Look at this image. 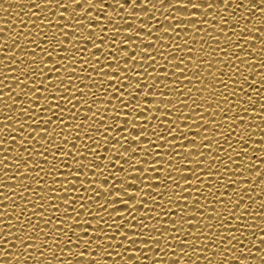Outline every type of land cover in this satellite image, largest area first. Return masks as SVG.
I'll return each mask as SVG.
<instances>
[{
	"label": "snow or ice",
	"instance_id": "6c2138e0",
	"mask_svg": "<svg viewBox=\"0 0 264 264\" xmlns=\"http://www.w3.org/2000/svg\"><path fill=\"white\" fill-rule=\"evenodd\" d=\"M114 3L118 8H126L133 17L141 15L134 13L132 11L134 8H142L145 5L156 7V5L151 4V0H142L139 4L137 0H114ZM230 3L232 0H208L206 3H192L191 0H171L165 5V0H158V4L165 11L180 6L200 9L205 14L208 13L209 9L227 8ZM75 5H82V7L77 10ZM33 6L41 9L39 12L31 11L32 16L40 18L39 22L30 19L31 23H28V27L25 28L29 35H24L19 43L13 41L16 48L31 49V51L20 52L18 58L22 63L15 69L6 63V61H11V64H17V60L13 59L17 56L15 51L5 54L4 58L0 59V77H3L0 79V92L5 87H11V84L6 85L4 83L5 80H10L17 82L16 88H19V91H16V88L12 91H15L18 96L27 97L26 100L18 101L12 97V91L3 93L0 95V101H4L3 106H0V113L12 110V105L17 104L21 107L15 112V117H29L26 121H19V127H12L11 124L7 123V121H14V116L5 114L0 117V125H4L0 128V136L5 131H10L21 137L18 140V147L14 149L5 145L11 141H16V136H8L7 139L0 138V156H2L0 158V173H3V178H0V188L7 187L3 182L4 179H7L14 181L18 188L23 189L20 193L21 196L28 193V200L22 205L20 204L17 210L22 212L28 204H31L29 213L36 222L29 223L28 219L25 218L15 233L5 232V228L9 227L12 221L4 224V227H0V245L6 244L5 248L0 249V257L11 255L8 248L12 247V243L7 240V237L11 236L18 247L24 246L25 240L38 239L40 241L37 244L27 245L25 252H27L28 247L42 248L44 245H49V249H45L49 251L52 245L59 247L64 243L75 244L74 251L62 249L60 254L80 257L81 259L76 264H100L101 259L112 255L108 249L115 248L117 245L121 246L117 254L122 256L125 264H129V262L137 264L140 253L136 246L141 249L160 248L161 243L164 248H169L173 252L178 251L181 254L177 258V264H180L181 259L189 256L195 258L187 260L188 264H197V261L201 259L197 253L202 252L203 249L193 248L189 252L186 251V248L195 244H203L205 240H211L216 233L208 235L202 233L199 228H197L196 233H193L188 226L200 224L201 220L197 217H203L205 211L212 221L211 226H216V221L219 220V227L224 229V233H221L217 238L219 242L232 245V241L236 240L237 245L241 243L236 232L239 231L241 235L247 236L248 233L242 229L254 227V225L244 223L245 213L243 209H247L249 204L240 205V200L233 199L228 190L231 189V192L235 194L242 189L253 188L251 184H242L240 188L235 187V185L238 180L245 179L243 173L246 168L252 169L254 167L252 164L240 166L243 160L250 159V157L243 156L249 152V148L244 147V144L251 143L253 147V142L248 139L251 136L249 131L251 125L246 121H250L252 117H259L260 120H264V103L256 104V99H253V93L260 98L261 90H264V79L257 83L256 79H249V76L245 75V72L256 71L254 68L248 67L250 63L258 64L260 69H264V45L258 46V51L257 47L249 45V41L254 42L257 37L255 35L243 36L247 26L239 25L238 18L232 16L233 22L237 23V28L233 29V35L228 36L225 40L224 44L227 47H221L219 36L211 37L212 42L220 49L219 52L212 48L210 52L205 51L204 44H201L200 51L204 57L218 55L220 59L216 60L215 71L207 72L208 76L214 77L212 81L205 83L202 74L195 76L196 81H200V84L204 85V88L195 85L199 93L198 99L202 103L197 104L195 100H192V106L187 107V109H189L188 113L193 112V107L200 109V111L194 113L195 118L186 124L185 128H181L180 124L189 119L188 113L180 115L179 105L187 106L189 104V101L180 98L182 81L194 82L191 76L183 75L186 66L191 63L190 71H196L202 65L205 69L212 67V60H201V55L197 56L193 47H188L194 43L193 35L195 33H207V28L201 29L198 25L199 23L207 25L209 21L203 20L199 12L188 13L186 16L177 15L175 19L189 21H192L193 17H199V19L196 22L183 25L184 28L191 29L190 32L186 33L188 39L180 42H166L164 34H177V29L181 28V24L165 26L157 20L156 24L137 23L133 27L130 22L126 21L129 26L116 27L117 24L121 23V21L114 19L117 13L106 10L105 4L97 2V0H64V2L61 0H40V3H35ZM93 7L106 14L100 16L96 15L95 12H89L88 9ZM236 7L243 8L245 14L256 9L262 14L260 17H264V0H245L244 5L236 4ZM53 8H62L64 11L53 13ZM45 10L49 15H53V19L44 18ZM143 14L148 15L147 13ZM73 15L85 18L74 20ZM228 15L231 16V13ZM260 17L256 19L259 24L264 25V19H260ZM164 19L171 20L173 17L166 16ZM227 23L228 21L223 17H219V23L211 25V27L214 31L224 33V29L220 25ZM157 24H159V28L153 36L151 33ZM138 29H146L147 31L142 32ZM0 31L3 30L0 29ZM251 31L258 33L260 37H264V31H260L259 28L251 27ZM19 35H17V39H19ZM105 35L109 39L106 40ZM208 35L211 36L210 33ZM113 36L117 39H111ZM145 36L148 38L147 41L144 39ZM200 39L203 40V36ZM241 39H243L242 43H234V41ZM230 41L232 43H229ZM89 45H91V49ZM125 45L127 47H124ZM246 45L251 47L252 52L258 53L260 58L252 57L245 60V57L251 56L250 52L242 51ZM97 50L99 51L97 52ZM3 52L4 48L0 46V53ZM98 53L100 55H97ZM181 53H188L189 55L184 56ZM242 53L244 55H241ZM158 56L159 60L157 59ZM165 60L168 61V64L160 63ZM137 61L141 63H137ZM230 61H243V63L233 68L229 64ZM169 64H171V68L168 67ZM58 65L59 67H57ZM69 65H76V67H69ZM241 65L244 67L242 68ZM160 67H164L166 70L160 72L157 70ZM150 68L151 71H149ZM88 69H92V71H88ZM13 72L17 74L12 76L11 73ZM50 73H56V75H50ZM93 73L96 75L93 76ZM226 75L234 77V79L228 78L226 80ZM256 75L264 77V71L256 72ZM168 77H172V79H166ZM246 82L248 88L251 89L249 91L251 95L244 93ZM21 84L25 87H20ZM81 84L85 86L81 87ZM161 84L170 91L165 93L153 90L159 88ZM254 85L256 87H253ZM85 89L91 93V102L87 99L88 92ZM205 89H208L209 94L213 97L212 102H209L204 95ZM225 92L228 95H225ZM78 93L79 95H77ZM189 93H192L191 88L183 90L184 97H187ZM5 96L12 97L11 104L4 100ZM229 96L233 99L229 100ZM237 97H243V99ZM25 103L27 107H22ZM94 104L97 105L96 108H93L92 105ZM205 105H211V107H205ZM252 105H256V107H252ZM78 106L87 109V113L82 118ZM234 108L238 110L234 112ZM65 109H67V116H65ZM158 109L163 110L157 111ZM241 111L250 112L251 116L239 115ZM121 112L124 113L123 117ZM218 112L222 114L219 120L215 119ZM150 113H154L151 119H149ZM204 113H208L207 122H205ZM153 117L164 119H157L158 123L152 125L155 140L149 139L145 142L142 138L149 135L147 131L142 129L148 127L146 122L152 120ZM122 119L123 124H121ZM137 121L142 123H137ZM201 122L208 127L202 128ZM25 124H28L27 136L24 135L25 132L20 131ZM161 125H167L171 129L167 135L161 134L164 132ZM173 125L176 127L173 128ZM193 125L195 129H203V133L206 134L202 135L201 131L197 130L190 137L189 132L193 129ZM233 125L237 127L234 129ZM57 129H59L58 132ZM216 129L220 130L216 131ZM238 129L239 131H237ZM66 130L68 134H65ZM233 132L239 133L236 137L235 147L230 142ZM69 135L72 136L71 140L68 139ZM57 136H59V141H57ZM195 136H201V140L197 142ZM30 140L35 141L39 147H27ZM112 140L119 142L113 143ZM130 140L136 143L130 144ZM52 141L57 142L53 143ZM186 141L188 143H185ZM205 141L208 143H204ZM261 141H264V138ZM69 144H71V149L68 148ZM224 144L227 147H224ZM258 145L254 148L260 149L259 152L264 151ZM19 146H24L25 150L19 151ZM164 146H166V155L164 154ZM109 148L110 150H108ZM176 148H181L182 151L176 152L175 155L171 154ZM200 148L205 149V151H195ZM229 148L232 149L231 152H228ZM101 149H105L107 153L111 154V157L108 154L102 156ZM8 151L13 153L11 164H5V160H8L9 157L3 156V153ZM221 151L228 159L221 158ZM213 152H216L217 155H212ZM58 153H63V155H57ZM49 156L52 157L51 160L48 159ZM177 156L180 157L179 160H177ZM236 156H243V160H234L233 157ZM30 157L32 159H29ZM69 157L71 158L69 159ZM121 161L123 163L120 164L119 170H115ZM169 161L173 163H169ZM230 161L236 165L232 169L233 175L236 172L241 173V175L236 179L229 178L222 183H217L221 180L222 174L229 172L230 167H223L220 171H215V169L221 164L229 166ZM73 163L75 168H73ZM146 165L147 167H145ZM177 165H188V167ZM13 166L15 169H19L15 176L10 175V172L14 170ZM5 168L9 169V172H5ZM128 169H131V172ZM88 173L91 175L89 176ZM249 175L253 180L261 178L260 184H264V171L257 170L254 173H249ZM42 176L51 178V184L48 183V179H37V177ZM82 176L85 179H81ZM181 181L184 183L181 184ZM134 184L141 186L137 189L139 194L128 191L135 189L131 187ZM28 185H35L36 187H28ZM170 186L171 192H169ZM213 188L216 189L215 192L212 191ZM221 188L225 191L222 192ZM8 191L15 194L17 188L8 187ZM88 192L93 195L89 196ZM150 192H154L155 195L150 196ZM201 192L206 198L215 193L211 200L205 199V203L209 205L207 209L205 203L199 202ZM68 193H72V195H66ZM186 193L187 195H185ZM193 193L197 195H193ZM101 196L104 197L102 202L97 199ZM177 196L180 199L174 200V197ZM193 196V202L189 207L187 197ZM0 197H3V200H0V205H3L4 200L11 201L13 199L5 192H0ZM166 198L167 203H165ZM85 200L95 203L86 205L83 203ZM146 200L152 201V207L148 206ZM41 201L43 202L41 203ZM180 201L185 203L181 204ZM261 201L259 206L264 208V200ZM173 203L180 205L175 211L172 210ZM93 205L97 209L95 212L92 211ZM217 205H219V210H216ZM238 205L241 207V214L235 215L231 209ZM142 207L148 208L149 211L140 215ZM10 208H16V205L9 204L3 212H0V217L7 216ZM37 208L40 211H37ZM194 209H199V211ZM225 211H227V215H223ZM256 215L264 217V212ZM53 217L59 218L55 219L53 223ZM141 217L146 219L165 217L167 219H154L150 225H145ZM252 218L255 219L254 216ZM14 219L20 220V216L15 215ZM132 220L136 223H131ZM225 220H234L237 224L225 225ZM93 221H96L95 225L92 223ZM40 223L46 227L40 228ZM185 225H187L186 229ZM260 225L261 234L250 242L260 249V256L264 260V224L260 223ZM25 227L28 231H21ZM145 228L155 229L156 234L152 235L150 232L144 231ZM77 229L80 231L77 232ZM229 229L234 230L229 231ZM40 232L48 235L50 239H43L39 235ZM69 232L75 236V240L68 235ZM177 232L182 233V235H177ZM18 235L23 236L24 239L17 240L16 236ZM225 235L232 239L225 241ZM169 240L172 241V244H180L181 247L178 250L172 248ZM129 250L132 259L123 255ZM238 250L250 251V249ZM93 251L97 254L92 255ZM213 251L220 252L219 257L215 260V264H220L224 258L223 251L217 247H214ZM228 251L231 252V249ZM85 257L88 259H84ZM13 259L19 260L21 258L17 256ZM152 259L156 261L155 256ZM232 261H235V264H242V261H249V258L242 259L235 252H232L226 264H231ZM0 264H11V262L0 259ZM57 264H62V262L58 261ZM67 264H71V261H68ZM156 264L159 262L156 261ZM209 264L212 262L209 261Z\"/></svg>",
	"mask_w": 264,
	"mask_h": 264
},
{
	"label": "bare ground",
	"instance_id": "6f19581e",
	"mask_svg": "<svg viewBox=\"0 0 264 264\" xmlns=\"http://www.w3.org/2000/svg\"><path fill=\"white\" fill-rule=\"evenodd\" d=\"M61 2H64V0H61ZM97 2H103L105 4L106 10H110V11H114L117 13V15L115 16V20H119L121 21L120 24H117L116 27H126L129 26L127 22L131 23V26H135V24L137 23H141V24H156V21L159 20L161 23H163L165 26H172L175 24H181V28L177 29V34H173V33H167L164 34L166 37H164V40L166 42H170V41H174V42H180L182 40H186L188 39V35L186 34L187 32H190L191 29L190 28H184L183 25H187L190 24L192 22H196L199 17H193L192 21L186 20V19H175V17L177 15H187L188 13H192V12H199L200 13V17L203 18V20L209 21V24H204V23H199V27L201 29L207 28V33L204 32H200V33H195L193 35V40L194 43L191 45H188V47H193V51L196 53L197 56L201 55V60H212V67L210 69H205L203 67V65L201 66L200 69H197L196 71H190V69L192 68L191 63H189L186 66L185 69V73L183 75L185 76H191V79L194 81L192 83H190L188 80H183V77H181L182 81V89H181V94H180V98L189 101V104L187 106L185 105H179L180 108V115H183L184 113H188L189 109H187V107H191V101L195 100L197 104L202 103L199 99V93L197 91V88L195 87V85L197 84V86L204 88L203 84H200V81H196V77L195 76H199L202 74V77H204L205 83H209L210 81H212L214 79V77L208 76L207 72H211V71H215L216 68V60L220 59V56H212V57H204L200 51L201 49V44H204V50L205 51H211L212 49H215L216 52H219V48L212 42L211 37H216L219 36L220 37V45L221 47H227L226 44H224L225 40H227L228 36L233 35V29L237 28V23L233 22L232 20V16H235L238 18V24L239 25H244L247 26L245 27V30L243 32V36H247V35H255L257 37L256 41H249V45H251V47H257V51H258V46L260 45H264V37H260L258 35V33L252 32L251 31V27H256L259 28L260 31H264V25L259 24V21L256 19L257 17L262 16V14L257 11L256 9H252L250 12L248 13H244L243 8L241 7H236V4H240V5H244L245 4V0H232V3H230L229 7L224 8V9H209L208 13L205 14L202 10L200 9H194L191 7H180V6H175L174 8L165 11V9L163 7H161L158 4V0H151V4L156 5V7H151L149 5H145L142 8H134L132 11L134 13H140L141 15H137L135 17L132 16L131 13H129L127 11L126 8H118L116 6V4L114 3V0H97ZM142 0H137V3H141ZM171 0H165V5H167L168 3H170ZM192 3H196V2H201V3H206L208 2V0H191ZM35 3H40V0H0V29H2L3 31H0V46H3L4 48V52L0 53V59H3L5 54L10 53L12 51H15L17 53V56L13 57V59L17 60V64H11V61H6V63H8L11 68L15 69L17 68L18 65H20L22 62L19 60V54L22 51H31V49H18L15 47L13 41L15 40L16 43H19L20 40L23 38L24 35H29V32L25 31V28L28 27V23L30 24L31 22L29 21L30 19L32 20H37V22H39L38 17L32 16L31 11L32 12H39L41 11V9L35 8L33 5ZM77 10H79L82 5H75L74 6ZM56 11H64V9L60 8V9H56L53 8L52 12L55 13ZM69 11H71V9H69ZM89 12H95L96 15H100V16H104L106 13L102 12L96 8H89L88 9ZM143 13H147L148 15L145 16ZM183 13V14H181ZM228 13H231V16L228 15ZM199 15V14H197ZM173 17V19L171 20H166L164 19L165 17ZM216 17L215 19L213 17ZM219 17H223L226 21H228V23L225 24H221L220 27L224 29V33H220L218 31H214L213 28L211 27V25H216L219 23ZM44 18H47L49 20L53 19V15H49L47 10H45V15ZM85 17H76L75 15H73V19H82ZM260 19H264V17H260ZM96 23V22H94ZM107 28V25L105 26ZM188 27H191V25H188ZM157 28H159V24H157V27L153 29L151 35L155 36L156 30ZM138 31H142V32H146V29H138ZM211 34V36H209L208 34ZM19 35V39H17V35ZM162 34V32H161ZM142 36L144 34H141ZM203 36V40L200 39V37ZM105 39H109V37L107 35H105ZM111 39H117V37L113 36L111 37ZM145 41H147V37H144ZM243 39L239 40V41H234V43L239 44L242 43ZM161 43H164L163 41H161ZM189 43H191V41H189ZM229 43H232V41H230ZM124 47H127L126 45ZM251 47H249L248 45L245 46V48L242 50L244 52H250L251 56L250 57H245V60L251 59L252 57H257L260 58L258 56V53L256 52H252L251 51ZM89 48L91 49V45H89ZM99 50H97L98 52ZM91 53L89 52V55ZM167 55V53H165ZM97 55H100L99 53ZM181 55L187 56L189 55L188 53H181ZM222 55V54H221ZM241 55H244L243 53ZM183 58V57H181ZM157 59L159 60V56L157 57ZM170 59V58H169ZM193 59L195 60V55L193 54ZM29 63H31V61H29ZM137 63H141L139 61H137ZM160 63H164V64H168V61L165 60L164 62L161 61ZM173 63H175V61H173ZM241 63H243V61L240 62H236V61H230L229 64L230 66H232L233 68L238 67ZM181 67H185L184 65H180ZM59 67V65L57 66ZM69 67H76V65H69ZM169 68H171V64L168 65ZM241 67L243 68L244 65H241ZM249 68H254L256 71L252 72V73H247L245 72V75L249 76V79H256V82L259 83L261 81V79H264V77L261 76H257L256 72L259 71H264V69H260L258 64H253L250 63L248 64ZM47 71V69H45ZM152 69L150 68L149 71H151ZM160 72L165 71L166 69L164 67H160L159 69H157ZM88 71H92V69H88ZM140 71H143V69H140ZM241 71H244V69H241ZM17 73L13 72L11 73L12 76H15ZM50 75H56V73H50ZM79 75V74H78ZM93 76H95L96 74L93 73ZM217 75H219V73H217ZM228 78H232L234 79V77H228L227 75L225 76V79L227 80ZM0 79H3V77H0ZM166 79H172V77H168ZM6 85L7 84H11V87H5L3 88L2 92H0V95H2L3 93L12 91V89H15L17 87V82L14 81H10V80H5L4 82ZM77 83H79V81H77ZM169 83H172L171 81H169ZM231 83V81H230ZM20 87H25V85H19ZM81 87H84V84L80 85ZM210 86V85H209ZM253 87H256L255 85ZM186 88H191L192 89V93H189V95L187 97L183 96V90H186ZM154 91H163L165 93H167L168 91H170V89L165 88L163 86V84L160 85L159 88H154ZM223 91V89H221ZM16 91H19V88H16ZM86 92H88L87 89H85ZM251 89L248 88L247 82L244 85V93L245 95H251ZM79 95V93L77 94ZM204 95L208 98L209 102L213 101V97L209 94V90L205 89L204 90ZM225 95H228L227 92H225ZM12 97H14L16 100H26L27 97L24 96H18L16 95L15 91H12ZM12 97H4V100L7 101L8 104H11V100ZM238 99H243V97H237ZM87 99L89 100V102H91V93L88 92V96ZM141 99H143V97H141ZM233 97L229 96V100H232ZM253 99H256V104L259 103H264V90H261V94H260V98L256 97V94L253 93ZM43 102V101H42ZM4 101H0V106H3ZM34 106V105H33ZM93 108H96L97 105H92ZM208 107H211V105H207ZM205 105V107H207ZM21 107V105H17V104H13L12 105V110L6 111V113H0V117H2L3 115H8V116H14L15 117V112ZM22 107H27V104L25 103L24 105H22ZM169 107H171V105H169ZM235 107V105H234ZM252 107H256V105H252ZM163 109H158L157 111H162ZM238 109L234 108L233 111H237ZM78 111L81 114V118L84 114L87 113V109L83 106H78ZM200 111V109H197L195 107H193V112L192 113H188V120L183 121L180 124L181 128H185L186 124H188L192 119H194V113ZM154 115V113H150L149 114V119H151V116ZM205 115V122H207L208 120V113H204ZM221 115L219 112L217 113V116L215 117V119H220ZM239 115H245V116H251V113H245L243 111H241L239 113ZM65 116H67V109H65ZM121 116H124V113L121 112ZM29 117L27 116H19V117H15L14 121H7V123L11 124L12 127H19V121L21 120H28ZM55 119V117H54ZM129 119H131V117H129ZM140 119H144V118H140ZM157 119H164V118H157V117H153L152 120L147 121L146 123L148 124L147 128H144L142 130L147 131L148 132V137H143L142 139L147 142L149 139L151 140H155V134L153 133V129H152V125H154L157 122ZM246 119H248V117H246ZM111 122V121H110ZM137 123H142L137 121ZM169 123H171V121H169ZM246 123H249L251 125L249 131L251 132V136L248 138L251 142H253V147L251 143H245L244 147L249 148V152L243 154V156L246 157H250V159L247 160H243V156H236L233 157L234 160H243V163L240 165L241 167L244 166V164H252L254 165V167L252 169H245V172L243 173L245 179L242 181L237 182V184L235 185V187L240 188L242 184H251L253 185L252 189H242L239 193H235L233 194L231 192V189L228 190L229 195L233 196V199H239L240 200V205H243L244 203H248L249 207L247 209H243V212L245 213L244 216V223L248 224V225H254V227H246L244 229H242V231L247 232L248 235H241L240 232H236V235L239 236V240L241 241V243H239L237 245V241L233 240L232 241V245H226L225 243H221L218 241V237L221 233H224V229L219 227L220 221L217 220L216 221V226H211L212 221L208 218V213L207 211H205L204 216L203 217H197V219H200V224L198 225H189L188 227L192 229L193 233H196L198 230L197 228H199L201 230L202 233H207L208 235H211L212 233H216L215 236L212 237L211 240H205V242L203 244H195V245H191L188 248H186V251L191 252L193 248H202L203 251L200 253H197V255H199L201 257L200 260L197 261V264H209V261L212 262V264H215V260L219 257L220 252L219 251H213L214 247L219 248L220 250L223 251V255L224 258L220 261V264H226V261H228V257L231 255L232 252H235L237 255H239L242 259L247 257L249 258V261H242V264H264V260H262L261 258V254H260V249H258L256 246H254L250 241L256 239L260 234H261V224H264V217L256 215L257 213L260 212H264V208H261L259 206V204L262 202L261 200H264V191H261V189H264V184H260V180L261 178H256L255 180H253L255 178L254 174H253V179L251 177V175H249V173H254L257 170L260 171H264V151H260V149L258 148H254L257 146V144H259L258 146L261 149H264V141H261L262 138H264V120H260L259 117H252V119L250 121H246ZM121 124H123V119L121 120ZM201 126L203 127H208L207 125H203V123L201 122ZM4 127V125H0V128ZM28 124H25L24 128L20 129V131L25 132V136H27V129ZM33 127H35V125H33ZM161 127L164 128V132L161 133L162 135H167V133L171 130L168 128L167 125H161ZM176 125H173V128H175ZM237 126L233 125V128L235 129ZM201 131V134H206L203 133V129H195V126L193 125V129L189 132L190 137L195 133V131ZM220 129H216V131H219ZM57 132L59 131V129L56 130ZM226 131V128H225ZM239 131V129L237 130ZM55 134V133H53ZM65 134L67 133V130L65 131ZM239 135L238 132H233L230 138V142L233 144V146L235 147L236 144V137ZM8 136H16L17 140L16 141H11L9 144L5 145L6 147H10L12 149L18 147V140L21 138L17 133L14 132H10V131H5L3 133L2 136H0V138L3 139H7ZM179 138V137H177ZM219 138V137H217ZM68 139L71 140L72 136L69 135ZM111 139V138H110ZM169 139H172V137H169ZM195 139L197 140V142H199L201 140V136H195ZM222 139V138H221ZM57 141H59V136H57ZM57 141H52L53 143L57 142ZM87 142V141H86ZM113 143H117L119 141L116 140H112ZM29 145H27V147H39V145L35 142V141H29ZM32 143V144H31ZM130 144H135L136 142L134 141H129ZM163 143V142H162ZM185 143H188L187 141ZM204 143H208V141H205ZM223 144V141H222ZM89 146L91 147V144L89 142ZM186 147H191L190 145H185ZM224 147H227L226 144L223 145ZM150 147V146H149ZM165 147V152L164 154L166 155V146ZM175 147V146H174ZM214 147V146H213ZM68 148L71 149V144L68 145ZM19 151L23 152L24 146H19L18 148ZM110 150V148L108 149ZM72 151H75V149H72ZM182 151L181 148H176L174 152H171V154L175 155L176 152H180ZM195 151H205V149L200 148L198 150ZM232 149L229 148L228 152H231ZM108 154L111 157L110 153H107L105 151V149H101V155H106ZM13 155L12 151H8L3 153V156H8L9 159L5 160V164H11L12 160H11V156ZM45 155H48V153H45ZM57 155H63V153H58ZM91 155V154H89ZM127 155V154H126ZM212 155H217L216 152H213ZM221 158L222 159H228V157L226 155L223 154V151H221L220 153ZM233 155H235L233 153ZM0 158H2V156H0ZM71 157H69L70 159ZM83 158V157H81ZM17 159H19V157H17ZM29 159H32L31 157ZM39 159V158H37ZM49 160L52 159L51 156L48 157ZM139 159V158H138ZM180 157L177 156V160H179ZM203 159V157H202ZM42 162V161H41ZM123 161L119 162L117 164V166L115 167V170H119V166L120 164H122ZM169 163H173L172 161H169ZM125 167H127V165H124ZM179 167H188V165H177ZM139 167V166H138ZM147 167V165L145 166ZM223 167H230V170L227 174H222L221 176V180L217 181V183H222L224 180H228L229 178L231 179H236L237 177H239L241 175V173L236 172L233 175L232 169H234L236 167L235 164L232 163V161L229 162V166H224V165H220L217 169H215V171H220L221 168ZM14 170L10 172V175L15 176L16 172L19 171V169H15V167L13 166ZM73 168H75V164L73 163ZM183 170V169H182ZM87 171V169H86ZM129 172H131V169H128ZM5 172H9V169L5 168ZM105 172H107V169H105ZM66 175V173H65ZM88 175L90 176L91 173H88ZM105 175H107V173H105ZM120 175H123V173H120ZM0 178H3V173H0ZM129 179L131 177H128ZM37 179H44L47 180L48 179V183L51 184V178H47V177H37ZM81 179H85L83 176L81 177ZM102 179V178H101ZM3 182L5 183V185H7V187L5 188H0V192H5L8 196L13 197V199L11 201L8 200H4L3 205H0V212H3L5 210L6 207H8L9 204H14L16 205V208H10L9 209V214L7 216L4 217H0V221H3V223H0V227H4V224H7L9 221H12V224L5 228V232H13L15 233L17 231V228L20 227L22 221L27 218L29 223H33L36 222L34 220V218L30 215L29 213V209L31 208V204H28L27 207L21 212L19 211V209L17 210V208H19L20 204L22 205L24 202H26L28 200V193H24L22 196L20 195V193L23 191V189H20L17 187V184L12 181V180H7L4 179ZM119 182V181H118ZM79 183V182H77ZM184 182L181 181V184H183ZM193 183H196L195 181H193ZM8 187H14L17 188V192L14 194L11 191H8ZM28 187H36L35 185H28ZM56 187H59V185H56ZM105 187H107V185H105ZM132 188L135 189H129L128 191L130 193H138V190L141 186L140 185H132ZM203 187V185H202ZM97 191H100L99 189H97ZM213 192L216 191L215 188L212 189ZM221 191L224 192L225 190L223 188H221ZM169 192H171V186L169 189ZM226 194V193H225ZM68 196L72 195V193H68L66 194ZM88 195L91 196L93 195L91 192H88ZM149 195H155L154 192H150ZM187 195V193L185 194ZM193 195H197L196 193H193ZM200 203H205V199L211 200V198L215 195V193L210 194L207 198L205 197L204 193L201 192L200 194ZM99 201L102 202V200L104 199L103 196L98 197L97 198ZM180 197H174V200H179ZM194 196L193 197H187V201L189 204V207H191V204L193 202ZM0 200H3V197H0ZM43 201H41L42 203ZM146 203H148L149 207H152L151 203L152 201L150 200H146ZM83 203L87 204H94V201H88L85 200L83 201ZM165 203H167V198L165 200ZM179 203L184 204V201H180ZM180 207L179 204L173 203L172 205V210L175 211L176 209H178ZM209 207V205L207 203H205V208L207 209ZM217 209L219 210V205H217ZM97 209L95 208V206L93 205L92 211L95 212ZM195 211H199V209H194ZM37 211H40L39 208H37ZM49 212L51 211L50 209L48 210ZM69 211H71V209H69ZM110 211V209H109ZM149 209L148 208H141L140 209V215H143L144 212H148ZM231 211L235 214V215H240L241 214V207L238 205L234 208L231 209ZM135 214V213H134ZM15 215H19L20 216V220H15L14 216ZM223 215H227V211H225L223 213ZM255 217V219H253L252 217ZM59 217H53L52 222H55V219H58ZM81 219L83 218L80 217ZM191 218V217H190ZM142 220H144V224L145 225H150L154 219H167L165 217H161V218H144L141 217ZM214 219V218H213ZM131 223H136V221L132 220L130 221ZM94 225L96 224V221L92 222ZM229 223H232L233 225H236L237 222L234 220H225L224 224L227 225ZM40 228H44L46 227L43 223L39 224ZM48 227H50V225H48ZM187 228V225H185V229ZM66 230V229H65ZM139 230V229H137ZM144 231L150 232L152 235L156 234L155 229H150V228H145L143 229ZM234 229H229V231H233ZM21 231L27 232L28 229L22 228ZM77 232H79L80 230L77 229ZM105 231H107V229H105ZM253 233H255V235H253ZM32 235H37L36 233H31ZM177 235H182V233L177 232ZM40 236L43 237V239L47 240L50 239V237L46 234H44L43 232L39 233ZM68 235L75 240V236L69 232ZM16 239H24L23 236H16ZM123 239V238H121ZM225 241H227L228 239H232L231 237L225 235L224 237ZM7 240L9 242L12 243V247L8 248V252L11 254L10 256L7 257H0V259H4V260H9L11 262V264H21V261H23V264H57L58 261L62 262V264H67L68 261H71V264H76V262L78 260H80V257H77L75 255L73 256H66V255H61V250H68V249H72L73 251L76 248L75 244H67L64 243L62 245H60L59 247H57L56 245H52L51 246V250L46 251L45 249H49V245H44V247L42 248H32V247H28L27 248V252H25V247H27V245H31V244H37L40 241L37 240H25L24 241V246H17L15 240L9 236L7 237ZM147 242V241H146ZM158 243H160V241H158ZM199 243V242H197ZM169 244L172 248L175 249H179L181 247L180 244H172V241L169 240ZM234 245H237V247H234ZM135 246V245H134ZM6 247L5 245H0V249H3ZM120 245H117L115 248H109L108 251L112 253V255L109 256H105L103 259L100 260V264H125L124 260L122 259V256L118 253V250L120 249ZM137 247V251L140 253V259L137 261V264H156V261L159 262V264H177V258L181 255L178 251L173 252L172 250H170L169 248H164L163 244L161 243V247L160 248H156V247H151V249H141L138 246ZM228 249H231V252L228 251ZM238 249H250V251H239ZM83 250V249H82ZM41 253H43V255H41ZM97 253L95 251L92 252V255H96ZM209 254V255H208ZM123 255L128 256L129 259H132V254L130 252V250L128 252H124ZM19 256L21 259H13L14 257ZM101 256H103V253H101ZM153 256L156 257V261H153ZM194 256H189V257H184V259H181L180 264H188L187 260H191L194 259ZM84 259H88V257H85ZM129 264H131V262H129ZM231 264H235V261H232Z\"/></svg>",
	"mask_w": 264,
	"mask_h": 264
},
{
	"label": "clouds",
	"instance_id": "9594fccd",
	"mask_svg": "<svg viewBox=\"0 0 264 264\" xmlns=\"http://www.w3.org/2000/svg\"><path fill=\"white\" fill-rule=\"evenodd\" d=\"M21 264H23V261H21Z\"/></svg>",
	"mask_w": 264,
	"mask_h": 264
}]
</instances>
